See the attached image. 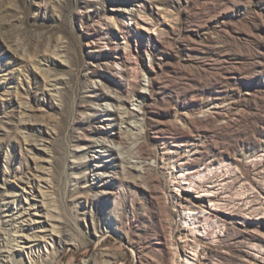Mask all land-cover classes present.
<instances>
[{
    "label": "rangeland",
    "instance_id": "rangeland-1",
    "mask_svg": "<svg viewBox=\"0 0 264 264\" xmlns=\"http://www.w3.org/2000/svg\"><path fill=\"white\" fill-rule=\"evenodd\" d=\"M19 206L0 264H264V0H0Z\"/></svg>",
    "mask_w": 264,
    "mask_h": 264
},
{
    "label": "bare ground",
    "instance_id": "bare-ground-1",
    "mask_svg": "<svg viewBox=\"0 0 264 264\" xmlns=\"http://www.w3.org/2000/svg\"><path fill=\"white\" fill-rule=\"evenodd\" d=\"M12 203L13 202H10V201L6 203V210L7 211H8V209ZM22 209L25 210L24 207L19 206L18 208H15L16 211H14L10 214H6L7 218L3 222V224H2L3 226L0 229V246L1 247L7 246L6 244H7L8 239L6 236L8 235V231H10V230L16 231L19 228H22L21 230L23 231V229H25L23 222H22V225L17 226V224L20 222V218L26 213L25 211H22ZM43 238L45 239L46 236L36 238V240H33V242H35L34 243L35 245H26V246H28L31 249L33 248V246H40L43 242ZM52 240L55 241L53 238H52ZM59 240L62 241L63 237H60ZM29 241H30L29 238H25L22 236V244H28ZM7 252L10 254L12 253L10 249L7 250ZM85 264H88V263H85Z\"/></svg>",
    "mask_w": 264,
    "mask_h": 264
}]
</instances>
